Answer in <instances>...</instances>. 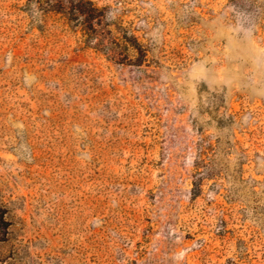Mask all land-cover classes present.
Here are the masks:
<instances>
[{"label": "rangeland", "instance_id": "374dc122", "mask_svg": "<svg viewBox=\"0 0 264 264\" xmlns=\"http://www.w3.org/2000/svg\"><path fill=\"white\" fill-rule=\"evenodd\" d=\"M90 1L0 0V264H264V0Z\"/></svg>", "mask_w": 264, "mask_h": 264}, {"label": "trees", "instance_id": "16d2710c", "mask_svg": "<svg viewBox=\"0 0 264 264\" xmlns=\"http://www.w3.org/2000/svg\"><path fill=\"white\" fill-rule=\"evenodd\" d=\"M42 10L63 15L72 28L82 27L83 33L91 38L92 33L97 32V26H101V18L106 17L105 7H98L90 0H43ZM107 32L112 34L109 24ZM114 31H118L116 28ZM120 43L113 41L115 47H122L126 58L131 52L137 53V58L129 60L133 65H139L144 60L145 54L139 49L137 38L125 31Z\"/></svg>", "mask_w": 264, "mask_h": 264}]
</instances>
